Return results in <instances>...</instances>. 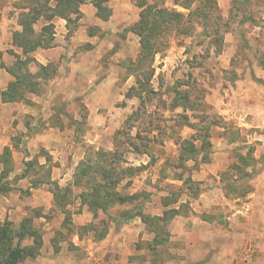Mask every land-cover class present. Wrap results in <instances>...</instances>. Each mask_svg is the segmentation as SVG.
<instances>
[{"label": "rangeland", "instance_id": "374dc122", "mask_svg": "<svg viewBox=\"0 0 264 264\" xmlns=\"http://www.w3.org/2000/svg\"><path fill=\"white\" fill-rule=\"evenodd\" d=\"M138 1L108 0V22L90 17L88 7L69 23L55 19V35H65L73 47L69 60L49 53L57 73L41 81L38 94L28 96L30 104H8L5 112L0 101V156L5 148L11 150L7 167L0 164V190L11 189L0 191V224L9 221L18 228L25 218L35 217L42 248L21 264H188L183 242L172 240V222L162 241L139 218L112 222L136 204L109 210L112 219L95 217L81 204L84 188L74 185L75 175L102 150L109 154L102 159L105 170L121 175V194H151L144 213L164 212L165 198L178 200L168 209L179 208L182 216L212 207L202 216L210 225L201 231L211 240L199 264H264V109L256 111L257 100L264 97V0H213L217 11L210 13L208 27L197 18L191 22L176 2L209 8L211 1L150 0L183 14L187 24L166 35L144 90L140 83L144 86L149 64L138 72L134 66L141 48L133 32L141 14ZM22 2L0 0V47L5 51L0 87L7 81L2 64L15 62L10 52H16L11 45L20 30ZM72 61L77 67H71ZM181 97L187 98L186 109L178 106ZM207 128L211 149L196 152V164L180 162V149H191L193 137L199 149V136ZM4 137L9 146L4 147ZM203 157L209 163L200 164ZM92 226L108 228L106 238L94 241ZM220 253L225 257L215 260Z\"/></svg>", "mask_w": 264, "mask_h": 264}, {"label": "trees", "instance_id": "16d2710c", "mask_svg": "<svg viewBox=\"0 0 264 264\" xmlns=\"http://www.w3.org/2000/svg\"><path fill=\"white\" fill-rule=\"evenodd\" d=\"M86 1L23 0L18 19L20 30L14 32L12 37V47L20 51V53L12 50L10 54L15 58L14 64L11 67H6L3 64L1 66L12 77V81L8 84L6 90L0 93V100L3 104H30L31 102L28 96L38 94L41 81H46L48 77L56 75L57 68L53 64L43 66L37 62L33 55L39 50H50L54 48L55 27L53 21L58 18L69 23L72 15H81V7ZM149 1L139 0L136 3V6L141 10V14L139 22L133 29L134 34L139 38L141 47L138 58L134 62L136 72L140 71L143 67L149 66L147 71L143 73L142 77L146 80L143 83L144 86L140 83L141 90H144L146 86L150 87V80L153 76V70L150 68V64L153 62L154 57L161 52L166 35L174 31L178 32L187 24V20L183 14L170 11L164 6H158V4H149ZM208 1L213 2V5L209 7L210 9L201 6H195L193 8V1L188 4L176 2V5L189 12L188 19L191 22L194 18H197L206 27L210 23V13L212 16L217 11L216 2L213 0ZM107 3L108 0H92V4L97 11V18L103 22H108L112 14ZM40 24H43V26L40 30H37ZM191 27L193 29V26ZM2 58L3 53L0 52V61H2ZM147 63L149 65H146ZM33 65L37 67L36 72L31 71ZM146 93L152 92L147 90ZM179 101L181 103L178 106L182 104L186 109L187 107L184 106L185 104L183 102L186 103L187 98L181 97ZM175 107H177V104ZM207 134L209 135L208 128L206 132L200 134L199 137H202L203 141L199 149H196L197 147L194 145L198 140L195 137L191 140V149L181 148L179 161L183 164L190 161L196 164V152L203 154L206 150L209 151L211 149L212 145L208 140ZM108 155V153L106 154L101 150L96 154V160L93 164L82 163L80 165L81 167L75 175L74 185L84 188V192L80 195L81 204L88 207L95 217L103 214L109 219H112L109 210L120 206L136 204L133 209L121 212L119 216L117 214V216L113 217L112 222L115 225L128 224L132 220L139 218L145 226H149L155 231L153 232L156 233V238L162 241L165 240L163 234H168L167 227L175 217L180 215L179 208H168L171 205L178 204V200H172L171 202V200L168 201L165 198L163 202L165 211L161 217H152L144 213L143 208L145 203L149 202L151 194L144 192L131 196L121 194L117 190L121 182V175L106 171V168L102 166V159H107ZM116 160L118 161L117 158ZM10 161L11 150L5 148L3 154L0 156V164L7 167ZM199 163L207 164L209 160L203 157V160ZM183 164H181L182 167L184 166ZM127 171L134 173L138 169L130 168ZM25 176L26 174H24ZM190 177L189 174L188 178ZM180 178L175 177L177 180ZM1 180H3V176L0 177ZM0 191L2 193H8L11 189L3 186ZM34 218H25L18 228L9 221L0 224V264H21L25 260H33L39 255L42 248V241L41 237L33 228ZM90 228L94 233V241H102L108 235V228H104L101 231L94 226ZM26 241L33 242L29 246L24 244Z\"/></svg>", "mask_w": 264, "mask_h": 264}, {"label": "crops", "instance_id": "0c3cea01", "mask_svg": "<svg viewBox=\"0 0 264 264\" xmlns=\"http://www.w3.org/2000/svg\"><path fill=\"white\" fill-rule=\"evenodd\" d=\"M85 7H88L87 9L89 10V13H90L89 16L90 17H96V19L98 20L97 11L92 4V0H87L86 3L82 6V8H81L82 14L86 13L85 11L82 12L83 9H85ZM59 20L63 22L62 19H59ZM110 20H111V18H110ZM102 25H104V23ZM62 33L64 34L66 32H62ZM55 39H56L55 40L56 45L54 46L53 49L48 50V51L38 52L37 55L35 56V58L39 64H41L43 66H48V65L54 64V61L49 56V53H51V52H56L59 55L60 59H61L60 56L62 55L63 56V59H62L63 62L65 60H66V62L69 60L70 52H71L73 47L69 46L70 43H67L65 41V35H61V33L56 34ZM72 41H73V39H72ZM11 47H12V45H11ZM0 52H2V53L5 52L3 45H2V47H0ZM16 52L20 53L18 50H16ZM59 62H61V61H59ZM71 63H72L71 64L72 68L77 67V65H74L75 61H72ZM76 64H78V63H76ZM60 68L63 69L61 64H60ZM4 73L6 75L7 81H6V84L4 87L3 86L0 87L1 92H4L6 90L8 84L10 82V78H9L10 76L7 74L6 71ZM257 101L260 102V103H258L260 106L256 109V111L258 112L260 109L261 110L264 109V97L259 98V100H257ZM7 107H8V104H1V108L4 109L5 112L8 110ZM256 111H254L252 114H257ZM28 113H31L30 115H33V113L31 111H28ZM247 113L251 114L250 109L247 110ZM45 137H44L45 139H48L47 136H45ZM3 141H4V147L9 146V143H10L9 138L5 139V137H4ZM217 169H219V166L216 165V166H213L212 169H210V170L213 173L214 171H217ZM201 179H203V178H201ZM217 190H218V193H220V195H221V191H219V189H217V188L214 189V192L216 193ZM210 197H212V196H210ZM213 197H215V194H213ZM200 202H202L204 204L203 196H200ZM208 208L211 209L212 207L203 205L202 208H196V209L190 210L189 213L185 216L178 215L177 217L174 218V220L170 224L171 225V231H172V240H177V241L183 242L184 247H185L184 252L188 257V264H199L202 261H204V259H206L207 255L209 254L210 249L207 246L210 244H207L208 243L207 241L211 240V239H209L208 237H205V234H204L205 232L201 231V228H203L206 225H210L202 217L204 215V211L207 210ZM197 209L200 210L201 214L198 213ZM153 216L161 217V216H163V212L160 214H157V215L153 214ZM201 225H203V226H201ZM261 237H262L261 233H258L256 239H260V240H258V246L259 247H260L261 242L263 241V239H261ZM256 239H255V241H257ZM133 241H135V239ZM212 241L214 244L218 240L214 239ZM220 242L221 241H219V243ZM238 242H239V245L242 243L240 241H238ZM226 244H228V243H226ZM233 245H236V243L235 244L233 243ZM224 255L225 254L220 253V257L216 258L215 260L223 259V257H225ZM239 256L242 257L243 254L239 255Z\"/></svg>", "mask_w": 264, "mask_h": 264}]
</instances>
